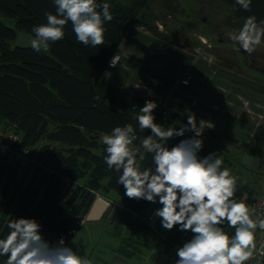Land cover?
I'll return each mask as SVG.
<instances>
[{"label": "trees", "instance_id": "1", "mask_svg": "<svg viewBox=\"0 0 264 264\" xmlns=\"http://www.w3.org/2000/svg\"><path fill=\"white\" fill-rule=\"evenodd\" d=\"M221 1L233 7L237 19L250 15L258 21L264 19V0H253L250 12L236 0ZM149 2L98 0L108 3L113 15V20L105 23L104 45L93 48L77 42L69 22L63 40L50 44L47 52H36L31 46L13 48L11 41L18 32L34 37L32 28L47 22L44 13L55 14L53 0H0V17L15 24L12 28L0 20V129L14 127L22 135L23 145L36 156V164L26 167L0 157V238L9 231L8 221L23 217L36 219L50 243L61 238L68 243L71 235L81 230L98 195L112 201L106 215L118 236L120 229L129 228L147 232L149 238L172 247L182 246L190 238V233L161 227L159 218L153 216L158 203L124 195L125 189L117 184L118 174L107 169L100 140L102 134L128 123L138 135L151 134L150 130L139 132L129 111L134 105L138 110L146 100L102 79L108 62ZM154 115L164 126L177 120L187 123V118L160 105ZM204 133L214 140L219 137L208 128ZM191 135L186 133V137ZM186 137L170 140L169 146ZM254 140L264 146V127L255 132ZM207 143L201 157L213 151ZM251 155L263 159L264 149L254 147ZM151 160V155H146L144 166H151ZM247 189L238 184L236 198L248 193L251 201L253 193ZM225 231L234 234L233 229L225 227ZM130 241L128 237L123 243ZM6 260L0 257V263Z\"/></svg>", "mask_w": 264, "mask_h": 264}, {"label": "clouds", "instance_id": "2", "mask_svg": "<svg viewBox=\"0 0 264 264\" xmlns=\"http://www.w3.org/2000/svg\"><path fill=\"white\" fill-rule=\"evenodd\" d=\"M252 2L236 0L249 12ZM53 4L55 14L45 12L47 22L32 28L30 46L34 51L47 52L50 44L63 40L69 22L77 42L93 48L104 45L105 23L113 20L108 3L53 0ZM227 35L238 46L237 51L251 55L264 43V19L258 21L250 15L239 30ZM118 61L119 57L113 56L109 67H116ZM110 77L111 72H106L105 78ZM157 107L156 101L146 100L138 110L135 105L129 110L139 132L150 130V135H138L128 123L100 137L105 146L104 162L109 171L118 174L117 184L125 189L124 195L158 203L160 207L153 216L159 218L163 229L190 233V238L176 249L174 264H247L264 256V239H257V230L264 232V214H257L254 206L236 198L238 178L224 166L217 152L203 157L199 154L204 146L203 134L213 124L197 121L191 113L187 123L177 120L160 125L154 115ZM186 133L193 135L186 137ZM177 137L186 138L169 146V141ZM146 155L152 157L151 166L143 164ZM225 227L233 229L234 234ZM7 228V235L0 238V257H7L6 264H93L87 254L81 255L63 238L56 243L46 240L42 225L34 218H14L7 222Z\"/></svg>", "mask_w": 264, "mask_h": 264}, {"label": "rangeland", "instance_id": "3", "mask_svg": "<svg viewBox=\"0 0 264 264\" xmlns=\"http://www.w3.org/2000/svg\"><path fill=\"white\" fill-rule=\"evenodd\" d=\"M0 20L15 27L8 18ZM243 23L221 0H150L119 47L122 63L107 81L183 118L194 113L197 121L211 122L210 129L219 137L214 140L204 133L203 140L209 142L204 143L223 158L253 198H264V158L251 155L254 147L264 149L254 140L264 127V43L251 55L237 51L227 33ZM32 38L18 32L11 46H30ZM114 230L105 214L99 223L85 221L68 244L93 263L102 259L127 264L114 257H126L130 251L123 242L129 237L135 244L142 234L123 228L118 236Z\"/></svg>", "mask_w": 264, "mask_h": 264}, {"label": "built area", "instance_id": "4", "mask_svg": "<svg viewBox=\"0 0 264 264\" xmlns=\"http://www.w3.org/2000/svg\"><path fill=\"white\" fill-rule=\"evenodd\" d=\"M116 56L119 57V65L121 62V56L119 54H116ZM109 64L110 61L102 74V79L106 81L112 78L113 70L118 67L117 65L114 68H110ZM106 72H111L110 78H105ZM0 157H4L23 167L36 164V156L33 154L32 149L23 145L22 135L17 133L14 127L0 129ZM242 199H244L250 206H254L257 214H264V198L255 197L251 201H248L247 197H243ZM103 200L109 205V207H111V202L106 199ZM257 239L258 241L264 239V232L257 230ZM178 247L180 246H177V248ZM247 264H264V256H258L256 259L248 261Z\"/></svg>", "mask_w": 264, "mask_h": 264}, {"label": "crops", "instance_id": "5", "mask_svg": "<svg viewBox=\"0 0 264 264\" xmlns=\"http://www.w3.org/2000/svg\"><path fill=\"white\" fill-rule=\"evenodd\" d=\"M108 212L109 209L105 211V213L99 220H95L90 223L101 222L104 215ZM133 231L138 232V230ZM138 233H141L142 236L140 238L138 237L139 239L135 243L136 245L130 242L125 243L129 247V249L126 250L130 252L127 253V256L123 254L126 257L119 254L116 255L114 257V260L116 262L124 263L125 261L127 264H174L175 259H177L175 255L177 246L172 247L167 245L166 243L156 242V240L149 238V236H145L142 232L139 231ZM132 234L135 235L134 232ZM0 264H6V262ZM93 264H107V262L100 259L98 263L96 262Z\"/></svg>", "mask_w": 264, "mask_h": 264}, {"label": "water", "instance_id": "6", "mask_svg": "<svg viewBox=\"0 0 264 264\" xmlns=\"http://www.w3.org/2000/svg\"><path fill=\"white\" fill-rule=\"evenodd\" d=\"M108 209L109 205L102 198H97L93 206L91 207L85 221L92 222L95 220H99ZM73 236L74 234L71 235V237Z\"/></svg>", "mask_w": 264, "mask_h": 264}]
</instances>
